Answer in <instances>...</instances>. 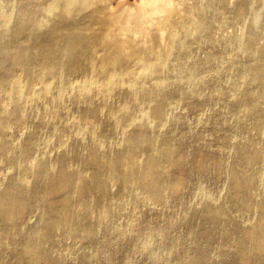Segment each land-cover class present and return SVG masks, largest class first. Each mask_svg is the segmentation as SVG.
I'll return each mask as SVG.
<instances>
[{
	"label": "bare ground",
	"instance_id": "obj_1",
	"mask_svg": "<svg viewBox=\"0 0 264 264\" xmlns=\"http://www.w3.org/2000/svg\"><path fill=\"white\" fill-rule=\"evenodd\" d=\"M4 1L0 264H86L82 243L152 213L145 264L188 243L187 264H264V0Z\"/></svg>",
	"mask_w": 264,
	"mask_h": 264
},
{
	"label": "rangeland",
	"instance_id": "obj_2",
	"mask_svg": "<svg viewBox=\"0 0 264 264\" xmlns=\"http://www.w3.org/2000/svg\"><path fill=\"white\" fill-rule=\"evenodd\" d=\"M116 1L117 0L113 1V5L116 4ZM227 1H228L229 5H233L236 0H227ZM126 2L132 7L133 6L137 7L138 5L140 6L141 0H127ZM5 3H6V1L0 0V4L1 5H5ZM241 24H242V22H237V23H235L233 25L224 24L223 26H217L215 28V34H217L218 36L221 35V37H224L222 34L226 35L227 32L229 33L230 31L239 32V29H240V32H241L242 29H243L242 28L243 24L242 25ZM134 37H137V36L134 35ZM262 42L264 43V32L260 30V32L258 33L255 45L259 46V45H261ZM200 50H201L199 52L200 56L201 57H205L206 53H207V50L206 49H205L206 51L203 50V49H200ZM65 78H68L69 80H72V78L74 79V74L73 73H67V74H65ZM208 84H209L208 87L209 88L212 87L211 88V90H212L213 86H211V83H208ZM146 85L147 86L150 85L149 81L144 83V86H146ZM206 85H207V83L203 82L200 86H201V88H207ZM212 91L214 93L215 89H213ZM202 107H203L202 104H199L195 108H202ZM44 109L45 108H40L39 116H38L39 122H38V120H35V122H34V120H32L34 123L32 121H30L32 128L39 129L40 131H43V130H45L47 128L48 125H46V124H48V122L50 121L49 120L50 119V115H48L47 112ZM55 116H57V115L54 114L51 117H55ZM44 118H46V119H44ZM46 120H47V122H46ZM42 123H45V124H42ZM40 128H42V129H40ZM11 133L14 136H18L20 134V131L18 129H14V130L11 131ZM175 170H176V172H175ZM180 172H181V169L180 168H176V169H174V172H173L174 174L173 175L177 176ZM183 188H184L183 189V193L184 194H183V196L181 198L180 204L177 206L178 209H179V207L181 209V208L184 207L185 204H189V202L194 201V198L192 196V192H190L188 186H184ZM116 210H115V214L120 218L121 221L123 220L119 224V230L122 231V232H126L127 229L130 226L128 225V222L125 221L124 218L122 217L123 214H124V210L120 206H119V208L117 207ZM116 212H119V213H116ZM173 216H174V213L172 214V216H170V218H173ZM157 218H158L157 215L154 214V213H152L150 215L147 214L144 218L139 217L137 219V223H136L137 225H135V230H137V233L134 234V236L130 240H121V238H119V235H118L119 233H117V232L115 233L114 232L115 235L113 233V237L110 240H108V241H106V239H108L107 238L108 236L105 235L104 237H102V238H100L98 240H93L91 242L82 243L81 244L82 248L81 247L80 248L83 251H87L88 254H89V258L86 261V264H125V261L129 262V264H145V262L147 260L146 259V255H144V254H140L139 255V254L133 253L132 249L135 246V244L138 242V239L139 238L142 239L144 237V233L142 231H145L146 229H148V226L150 224H152V222L155 221ZM112 225L113 224H106L105 227H104V229H105L104 231L111 232L110 229L112 227L114 228V226H112ZM174 229H176V230H180L181 229L182 233H184V232L188 231L189 226L187 224H183L181 226L174 225L172 230H174ZM138 230L140 231V233H138ZM115 238H117V240H115ZM117 243L119 245H117ZM107 244H110V245H107ZM162 244L165 245L166 247L168 246V242L164 241ZM186 245H187V248L186 247H181L178 250L177 257L175 256V257H171L170 258V261L168 262L169 264H175L174 262L176 260L178 261L177 258H180V257H183L185 259L184 260V264H187L186 260L193 253L194 247L196 249V246L193 243L192 244L188 243ZM95 246H97L98 249ZM110 246H117V249L110 248ZM96 249H97V251H96ZM211 250H212V248H211ZM208 251H209V253H208V256H209V254H211L212 251L211 252H210V250H208ZM74 262H76V264H78L80 262V258L79 257H74L72 260L66 261V264H74ZM20 264H46V263L43 262V261L34 262V261L25 260V261L21 262Z\"/></svg>",
	"mask_w": 264,
	"mask_h": 264
}]
</instances>
